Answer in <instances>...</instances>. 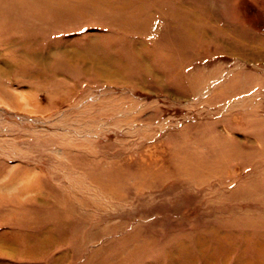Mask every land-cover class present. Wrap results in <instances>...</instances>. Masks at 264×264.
Returning a JSON list of instances; mask_svg holds the SVG:
<instances>
[{
    "label": "rangeland",
    "instance_id": "1",
    "mask_svg": "<svg viewBox=\"0 0 264 264\" xmlns=\"http://www.w3.org/2000/svg\"><path fill=\"white\" fill-rule=\"evenodd\" d=\"M0 264H264V0H0Z\"/></svg>",
    "mask_w": 264,
    "mask_h": 264
}]
</instances>
